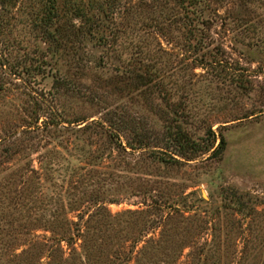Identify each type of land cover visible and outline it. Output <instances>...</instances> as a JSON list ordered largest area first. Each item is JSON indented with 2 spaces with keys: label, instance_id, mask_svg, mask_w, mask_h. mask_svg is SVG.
<instances>
[{
  "label": "rangeland",
  "instance_id": "374dc122",
  "mask_svg": "<svg viewBox=\"0 0 264 264\" xmlns=\"http://www.w3.org/2000/svg\"><path fill=\"white\" fill-rule=\"evenodd\" d=\"M46 3L0 0V264H264V0Z\"/></svg>",
  "mask_w": 264,
  "mask_h": 264
},
{
  "label": "trees",
  "instance_id": "16d2710c",
  "mask_svg": "<svg viewBox=\"0 0 264 264\" xmlns=\"http://www.w3.org/2000/svg\"><path fill=\"white\" fill-rule=\"evenodd\" d=\"M187 0H179V3L182 4L186 2ZM119 2V0H90L88 6L89 8L81 7L79 3L75 4V1L73 3L71 0H67V7L68 11L67 13L77 15L79 18H81L85 23L86 26L91 30L92 28H97L98 24L95 19H93V14L89 13L88 10L92 9L93 11L96 12H103L105 15L108 16V13L111 9L114 8V6ZM70 3V7H69ZM59 0H48V3L43 5L42 7V12L43 17L38 18L36 24L41 29V31L44 33V35L47 37L48 40H54L55 39V32H53L51 29L53 28L54 25H58V19L60 18V13H59ZM67 10V9H66ZM55 21V22H54ZM56 23V24H55ZM76 25H73V28H70V35L73 36L76 34H80V29L76 28ZM57 30V28L55 29ZM73 34V35H72ZM56 82L58 84H64L67 85L71 88H77V81L73 78H64V77H58L56 79ZM47 123V122H46ZM176 137L180 138L179 132H177ZM225 142L224 137L222 136L221 138V143L223 144ZM210 150L207 149L206 151ZM233 198V202L236 204L235 206L238 208V210L244 209L245 207V202L242 198L236 197Z\"/></svg>",
  "mask_w": 264,
  "mask_h": 264
}]
</instances>
